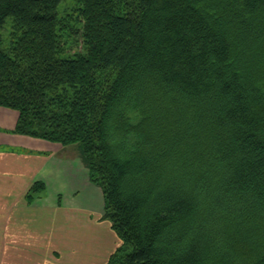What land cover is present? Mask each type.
<instances>
[{
	"label": "trees",
	"instance_id": "obj_1",
	"mask_svg": "<svg viewBox=\"0 0 264 264\" xmlns=\"http://www.w3.org/2000/svg\"><path fill=\"white\" fill-rule=\"evenodd\" d=\"M75 1L0 0V106L75 148L107 264H264V0Z\"/></svg>",
	"mask_w": 264,
	"mask_h": 264
},
{
	"label": "crops",
	"instance_id": "obj_2",
	"mask_svg": "<svg viewBox=\"0 0 264 264\" xmlns=\"http://www.w3.org/2000/svg\"><path fill=\"white\" fill-rule=\"evenodd\" d=\"M17 119L0 106V264H107L120 241L101 189L67 147L13 132Z\"/></svg>",
	"mask_w": 264,
	"mask_h": 264
},
{
	"label": "rangeland",
	"instance_id": "obj_3",
	"mask_svg": "<svg viewBox=\"0 0 264 264\" xmlns=\"http://www.w3.org/2000/svg\"><path fill=\"white\" fill-rule=\"evenodd\" d=\"M58 11L60 28H62V26H69V29L80 27V24L82 22L81 8L75 0H64V2L59 6ZM11 29L12 21L8 20L2 31V37L6 48H8L9 35L11 33ZM68 33H70V31H68ZM73 35H75V33H73ZM73 41V37L69 36L63 42L64 44L66 43L68 46H71L73 44ZM66 150L68 151V153L71 154V156L77 154L73 146H68Z\"/></svg>",
	"mask_w": 264,
	"mask_h": 264
}]
</instances>
